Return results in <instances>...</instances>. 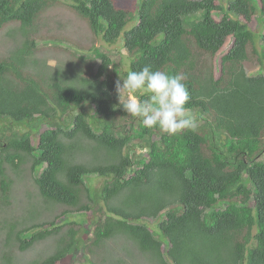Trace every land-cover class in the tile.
Wrapping results in <instances>:
<instances>
[{
	"label": "trees",
	"instance_id": "trees-1",
	"mask_svg": "<svg viewBox=\"0 0 264 264\" xmlns=\"http://www.w3.org/2000/svg\"><path fill=\"white\" fill-rule=\"evenodd\" d=\"M68 1L106 43L123 35L127 71L185 75L200 123L177 135L145 127L120 105L109 53L94 46L64 69L38 56L43 12L57 0H0L11 45L0 58V204H12L16 179L32 180L42 202L2 220V264H17L12 247L52 239L31 264L72 255L89 227L73 214L94 215L82 247L98 256L92 264H264V71L247 68L252 54L264 67V0H142L134 13L112 0ZM96 177L106 178L100 190L88 182Z\"/></svg>",
	"mask_w": 264,
	"mask_h": 264
},
{
	"label": "rangeland",
	"instance_id": "rangeland-1",
	"mask_svg": "<svg viewBox=\"0 0 264 264\" xmlns=\"http://www.w3.org/2000/svg\"><path fill=\"white\" fill-rule=\"evenodd\" d=\"M112 1L118 8L125 9L130 13H134L137 10L138 5H140L142 2V0ZM57 2L58 3H55L53 5L50 4V7H48L46 11L43 12V16L38 27V34L40 38L39 42H41V50L39 51L38 56L42 59L47 58L48 64L50 66H58L59 62V64L64 69L67 63L73 60H77L76 57L84 54L85 50L91 49V51H87V54L89 55V52H92L93 47L96 46L98 50L109 53L112 60L114 61L113 64L118 66L119 79L120 77L126 78L124 73L129 69L130 64L125 65L123 61L124 59H128L131 61V59L126 52L123 35L118 39L116 43L108 44L103 40V37L101 35L99 36L98 34L93 32L86 18H83L77 14L71 2H69L68 0H57ZM259 17L260 14H256L253 17V22L251 25V29H253L256 33L262 30ZM138 21L134 18L126 27V30L130 29ZM232 44L233 38H230L221 53H225ZM10 48L11 45L6 42L5 31L1 32L0 58L2 56H5L10 51ZM253 48H257L258 51L260 50L259 40H255V46L253 45ZM214 62H219V56H216ZM67 67L68 66H66L65 69H67ZM247 68L249 73H258L260 70L264 71V67L263 69L260 68L257 61V56L255 54L250 55V59L247 61ZM123 94L124 96L128 95V93L126 92H123ZM85 108L89 110L91 109L88 105ZM135 154L137 156L138 154L147 156V152L144 148L136 149ZM40 170H38V172ZM105 181L106 178L104 177H96L93 178L91 182H88L92 187L98 188L100 190L101 187L105 184ZM31 199L35 200L40 205L42 204L39 197L37 196L36 187L33 184L32 180L27 179L25 181H21L16 179L12 191V204L8 207H3L1 206L2 204H0V229L4 226L2 220H13L15 218H20L24 215H27L28 213H26L25 204L28 200ZM61 209L62 207L59 206L55 209V211L58 212ZM45 212V215H47V217L52 215L50 211ZM92 218H94V215L91 216V214H73L68 219H86L89 221L87 223V226L89 225V227L84 231V239L85 237L90 236L94 229V225H92ZM161 218H163V216ZM65 220H67V217H62L61 219H59V222H64ZM146 222L152 229H154V231L158 228L156 232L157 236L163 241H167L166 236L159 228L158 220H148ZM83 239L80 240V246L78 247V249L72 255L60 261L58 264H92L91 260L94 262H99L98 256H96V254H87L89 258L87 259V255L82 250L84 242ZM3 240L4 235H0V264H2V253L7 249L6 247H4ZM121 243L123 242L121 241ZM109 244L110 248L113 246H118V244L114 243V241H111ZM51 245H53V239L41 242L34 247H30L26 250H21L17 246L12 247L11 252L12 256L14 257V262L17 264H31V262L39 255L46 254ZM111 253L118 255V251L116 250H113Z\"/></svg>",
	"mask_w": 264,
	"mask_h": 264
},
{
	"label": "clouds",
	"instance_id": "clouds-1",
	"mask_svg": "<svg viewBox=\"0 0 264 264\" xmlns=\"http://www.w3.org/2000/svg\"><path fill=\"white\" fill-rule=\"evenodd\" d=\"M123 63L129 65L131 61L124 59ZM186 80L185 75H169L146 64L139 71H127L126 78L120 77L115 88L128 115L140 119L147 128L177 135L184 130L196 131L201 119L186 107L191 100ZM123 92L128 95L122 98Z\"/></svg>",
	"mask_w": 264,
	"mask_h": 264
}]
</instances>
